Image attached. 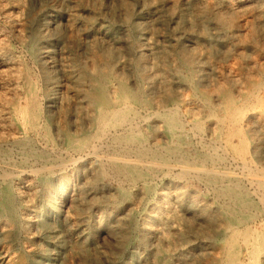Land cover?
I'll return each mask as SVG.
<instances>
[{
  "label": "rangeland",
  "instance_id": "1",
  "mask_svg": "<svg viewBox=\"0 0 264 264\" xmlns=\"http://www.w3.org/2000/svg\"><path fill=\"white\" fill-rule=\"evenodd\" d=\"M263 182L264 0H0V264H264Z\"/></svg>",
  "mask_w": 264,
  "mask_h": 264
},
{
  "label": "bare ground",
  "instance_id": "2",
  "mask_svg": "<svg viewBox=\"0 0 264 264\" xmlns=\"http://www.w3.org/2000/svg\"><path fill=\"white\" fill-rule=\"evenodd\" d=\"M99 85V84H98ZM98 88V87H97ZM124 88V87H123ZM99 89V88H98ZM125 89V88H124ZM102 90V89H101ZM125 91V90H124ZM130 97V96H129ZM109 110H110V108H109ZM119 111H121V110H119ZM123 111V110H122ZM216 111V110H215ZM117 113H121V112H118L117 111ZM116 113V114H117ZM125 113V112H124ZM115 115V114H114ZM113 115V116H114ZM119 116V115H118ZM115 117V116H114ZM121 117H124V114H123V116L121 115ZM126 118H127V116H126ZM42 119H43V117H42ZM111 119V118H110ZM115 119H116V117H115ZM125 119V118H124ZM129 119V118H128ZM230 119V118H229ZM101 120V119H100ZM112 120V119H111ZM121 120H123V119H121ZM127 120V119H126ZM170 120V119H169ZM118 121V120H117ZM235 121V120H234ZM104 122V121H103ZM108 122V121H107ZM110 122V121H109ZM112 122V121H111ZM131 122V121H130ZM135 122V121H134ZM133 122V123H134ZM170 122V121H169ZM99 123V122H98ZM136 123V122H135ZM117 124V123H116ZM172 124V123H171ZM187 124V123H186ZM98 125V124H97ZM107 125H108V123H107ZM113 125V124H112ZM125 125V124H124ZM128 125V124H127ZM110 126H111V124H110ZM171 126V125H170ZM43 127V126H42ZM100 127V126H99ZM131 127V126H130ZM133 127H137V125H135L134 126V124H133ZM107 128V127H106ZM105 128V129H106ZM113 128H114V126H113ZM99 129H101V128H99ZM132 129V128H131ZM137 129H138V127H137ZM115 130H116V128H115ZM194 130V129H193ZM106 131V130H105ZM104 131V132H105ZM107 131H109L108 129H107ZM99 133V132H98ZM108 133V132H107ZM122 133V132H121ZM130 133V132H129ZM104 134V133H103ZM113 134V133H112ZM118 134V133H117ZM131 134V133H130ZM129 134V135H130ZM99 135V134H98ZM106 135V134H105ZM134 137V136H133ZM136 138V137H135ZM134 138V139H135ZM143 138V137H142ZM73 141V140H72ZM134 141V140H133ZM75 143V142H74ZM73 143V144H74ZM84 143H85V141H84ZM87 143V142H86ZM228 144H230V143H228ZM69 145V144H68ZM71 145V144H70ZM80 145V144H79ZM82 145V144H81ZM93 145V144H92ZM121 147V146H120ZM75 148H76V146H75ZM234 148V147H233ZM77 149L79 150L80 148H78L77 147ZM83 149L85 150V148H84V146H83ZM149 149V148H148ZM75 150V149H74ZM80 151V150H79ZM154 152V151H153ZM156 153V152H155ZM154 154V153H153ZM81 158V157H80ZM79 160V159H78ZM124 160V159H123ZM180 161V160H179ZM78 162V161H77ZM195 163V162H194ZM124 164H126V163H124ZM164 164V163H163ZM162 164V165H163ZM165 164H166V162H165ZM128 165V164H127ZM171 165V164H170ZM170 165L169 166H167V167H170ZM248 165V164H247ZM173 166V165H172ZM180 167H182L181 165H180ZM124 168H125V166H124ZM173 168V167H172ZM184 168V167H183ZM170 169V168H169ZM184 170V169H183ZM38 171V170H37ZM129 171H131V170H129ZM181 171H182V169H181ZM207 171H210V169L209 170H207ZM149 172V171H148ZM184 172V171H183ZM182 173V172H181ZM209 172H207V174H208ZM132 174V173H131ZM151 174V173H150ZM222 175V174H221ZM231 175V174H230ZM237 175V174H236ZM181 176V175H180ZM209 176V175H208ZM240 176V175H239ZM140 177V176H139ZM248 177V176H247ZM252 182V181H251ZM259 182V181H258ZM264 183V182H263ZM216 184V183H215ZM221 184V183H220ZM256 185V184H255ZM219 186V185H218ZM262 187H264V186H262ZM226 189L228 188V186L227 187H225ZM261 188V187H260ZM259 189V188H258ZM263 188H261V190H262ZM1 190H2V188H1ZM225 189H223V191H224ZM11 191V190H10ZM264 191V190H263ZM5 192V191H4ZM7 194H9L8 192H7ZM4 195V194H3ZM6 197V196H5ZM13 197V196H12ZM7 198V197H6ZM5 199V198H4ZM8 199H10V197L8 198ZM4 202H6V201H4ZM4 208H6V206L4 207ZM9 208H10V206H9ZM3 209V208H2ZM14 210V209H13ZM11 211H12V209H11ZM230 212V211H229ZM229 214V213H228ZM245 216V215H244ZM232 218V217H231ZM240 218V217H239ZM233 219H234V217H233ZM244 221V220H243ZM232 222V221H231ZM242 222V221H241ZM239 223H240V221H239ZM247 223V222H246ZM243 224V223H242ZM242 224H241V226H242ZM243 225H245V224H243ZM236 227V226H235ZM237 228V227H236ZM239 230V229H238ZM230 234V233H229ZM226 237V236H225ZM257 237V236H256ZM247 239H248V237H247ZM247 239L245 240V241H247ZM249 240V239H248ZM242 241V240H241ZM244 241V240H243ZM256 242V241H255ZM242 243V242H241ZM251 243V242H250ZM237 245V244H236ZM258 246V245H257ZM247 247V246H246ZM261 247V246H260ZM250 248V247H249ZM226 249V248H225ZM228 249V248H227ZM251 249V248H250ZM249 249V250H250ZM233 250H235V248L233 249ZM237 250H238V248H237ZM240 250V249H239ZM248 251V250H247ZM231 252H232V250H231ZM235 252V251H234ZM226 254V253H225ZM247 254V253H246ZM236 256H237V254H236ZM243 256V255H242ZM231 257H232V255H231ZM230 257V258H231ZM223 258H225V257H223ZM231 261V260H230ZM224 263V262H223ZM228 263V262H227ZM226 264V263H225ZM244 264V263H243Z\"/></svg>",
  "mask_w": 264,
  "mask_h": 264
}]
</instances>
